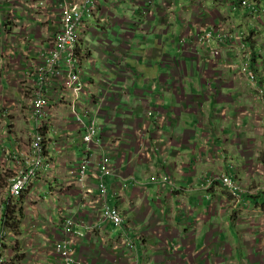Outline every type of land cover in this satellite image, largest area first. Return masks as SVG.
Wrapping results in <instances>:
<instances>
[{
  "label": "crops",
  "instance_id": "crops-1",
  "mask_svg": "<svg viewBox=\"0 0 264 264\" xmlns=\"http://www.w3.org/2000/svg\"><path fill=\"white\" fill-rule=\"evenodd\" d=\"M39 1L16 0L14 22L10 2L0 0V170L29 153L39 80L50 100L41 130L53 163L16 203L0 197L12 264H57L53 243L67 217L85 234L78 264H264V35L250 20L264 30V0H251L256 18L240 0H154L147 15V0H100L106 20L85 14L78 43L88 96L77 110L93 113L100 140L89 148L73 93L43 58L61 0H44L47 8ZM244 58L257 84L239 72ZM151 109L165 113L163 123L147 116ZM105 154L115 167L108 202L131 228L132 258L115 252L120 231L84 205L72 174L85 155L93 172ZM220 173L234 177L241 195L213 181ZM86 187L96 192L98 182L88 177Z\"/></svg>",
  "mask_w": 264,
  "mask_h": 264
},
{
  "label": "built area",
  "instance_id": "built-area-1",
  "mask_svg": "<svg viewBox=\"0 0 264 264\" xmlns=\"http://www.w3.org/2000/svg\"><path fill=\"white\" fill-rule=\"evenodd\" d=\"M11 4L9 9L10 19L14 22L18 21L15 15L14 5L16 0H8ZM148 5L142 10L143 15H147L150 10V5L154 0H147ZM100 0H83L76 2L72 0H61L58 4V20L59 30L54 37L53 44L43 52L45 64L52 71V73L60 76L63 80L65 88L70 90L75 101L72 105V113L78 124V127L83 131L82 143L89 146L93 143H98L100 140L97 137L98 127L93 117V113L86 112L79 113L77 104L81 98L87 97L86 83L84 80L83 67L81 64L80 54L78 52V43L83 29L87 28L84 22V15H97L101 17L102 21L106 18L99 14L98 6ZM144 5V2H143ZM35 6L32 2L31 7ZM40 8H47L48 2L40 0L37 4ZM239 6L247 8L250 14L256 17L260 15L256 12L251 4V0H240ZM214 31H205L200 36V41H209L213 38ZM220 38L226 39V36L221 35ZM221 39V40H222ZM214 57H219V51L213 50ZM239 72L245 75L253 84H257V75L251 67L250 60L244 58L238 66ZM1 70V69H0ZM263 94V91H260ZM32 117L36 120L34 131L30 138L29 153L24 156L15 155L13 161L15 167L13 168V176L10 178L9 192L7 201L16 203L17 199L24 195L25 189L30 186L34 179H36L41 171H50L53 168L52 161H48L46 156L45 137L41 130L43 127L42 119L46 115L48 105L50 103L49 97L45 92L43 80H39L34 87V92L31 99ZM98 113V109L96 110ZM147 116L154 119L157 123H163L165 120V113L156 114L154 109L148 111ZM147 128L143 125L140 129ZM90 162L88 155L81 160L77 170L72 172L75 180L83 190V203L93 210L99 212L100 220L109 222L115 229L120 231L121 239L115 247V252L123 256L132 258L133 253L137 250L136 242L131 235V228L125 225V218L118 209V207L111 206L108 202V186L107 179L115 173V167L111 162V157L105 154L100 157L97 167L93 172L90 170ZM88 173H90L88 175ZM88 177H92L98 182V190L96 192L86 187ZM213 181L221 183L230 193L237 197L244 191L243 187L230 174H216ZM77 224L76 219L67 217L63 227V235L53 243V252L58 259L57 264H78V245L77 239H81L85 234L81 231H75L74 227ZM0 235V264H7L10 259L3 251V245Z\"/></svg>",
  "mask_w": 264,
  "mask_h": 264
},
{
  "label": "rangeland",
  "instance_id": "rangeland-1",
  "mask_svg": "<svg viewBox=\"0 0 264 264\" xmlns=\"http://www.w3.org/2000/svg\"><path fill=\"white\" fill-rule=\"evenodd\" d=\"M262 10L264 12V2H262ZM256 18V16H254ZM261 19V18H260ZM252 23H254V29L255 31H257V33L259 35H264L263 34V29H259V27L257 26V22L256 20H252L250 19ZM178 45H179V42H178ZM170 102V100L168 101ZM14 172L13 170H10V169H2L0 170V197H3L6 199V195L8 194L9 192V183H10V178L13 176ZM28 192L25 193V195L27 194ZM230 193V191H229ZM231 194V193H230ZM232 195V194H231ZM233 196V195H232ZM35 203V202H34ZM217 218H214L213 217V220H216ZM4 248V253L5 255L10 259L11 262L7 261L8 263L7 264H12L13 263V258L11 260V255L8 254V252H13L12 249L9 250L7 247H3ZM16 257V256H15Z\"/></svg>",
  "mask_w": 264,
  "mask_h": 264
},
{
  "label": "trees",
  "instance_id": "trees-1",
  "mask_svg": "<svg viewBox=\"0 0 264 264\" xmlns=\"http://www.w3.org/2000/svg\"><path fill=\"white\" fill-rule=\"evenodd\" d=\"M262 192V191H261ZM260 193V192H259ZM264 194V191L262 192Z\"/></svg>",
  "mask_w": 264,
  "mask_h": 264
},
{
  "label": "bare ground",
  "instance_id": "bare-ground-1",
  "mask_svg": "<svg viewBox=\"0 0 264 264\" xmlns=\"http://www.w3.org/2000/svg\"><path fill=\"white\" fill-rule=\"evenodd\" d=\"M46 128V127H45Z\"/></svg>",
  "mask_w": 264,
  "mask_h": 264
}]
</instances>
